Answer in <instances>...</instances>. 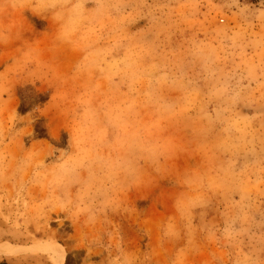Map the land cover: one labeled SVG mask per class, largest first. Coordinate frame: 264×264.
Segmentation results:
<instances>
[{"label":"rangeland","instance_id":"rangeland-1","mask_svg":"<svg viewBox=\"0 0 264 264\" xmlns=\"http://www.w3.org/2000/svg\"><path fill=\"white\" fill-rule=\"evenodd\" d=\"M8 264H264V0H0Z\"/></svg>","mask_w":264,"mask_h":264},{"label":"bare ground","instance_id":"bare-ground-1","mask_svg":"<svg viewBox=\"0 0 264 264\" xmlns=\"http://www.w3.org/2000/svg\"><path fill=\"white\" fill-rule=\"evenodd\" d=\"M11 251H9V249L8 250H1L0 255H3L5 257H11L13 255V253Z\"/></svg>","mask_w":264,"mask_h":264},{"label":"crops","instance_id":"crops-1","mask_svg":"<svg viewBox=\"0 0 264 264\" xmlns=\"http://www.w3.org/2000/svg\"><path fill=\"white\" fill-rule=\"evenodd\" d=\"M0 264H8V262L6 260H0Z\"/></svg>","mask_w":264,"mask_h":264}]
</instances>
